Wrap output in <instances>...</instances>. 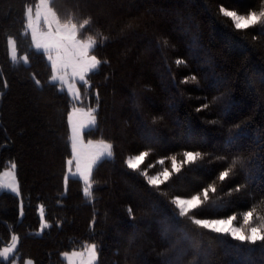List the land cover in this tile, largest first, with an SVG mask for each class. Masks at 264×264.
I'll return each mask as SVG.
<instances>
[{
    "label": "trees",
    "instance_id": "16d2710c",
    "mask_svg": "<svg viewBox=\"0 0 264 264\" xmlns=\"http://www.w3.org/2000/svg\"><path fill=\"white\" fill-rule=\"evenodd\" d=\"M50 2L61 20L92 18L81 37L107 38L92 51L107 63L89 74L91 88L81 86L83 100L87 92L99 100L97 125L83 135L110 141L113 157L95 167L91 197L76 176L64 184L74 101L50 83V63L25 27L24 9L36 0H0V172L15 163L21 192L0 190V248L17 235L21 263L64 264L63 252L96 243L98 264H264L261 244L210 234L188 217L177 219L170 203L215 182L221 190L209 194L198 218L235 213L242 221L247 210L264 216V26L236 32L219 13L220 6L260 11L264 0ZM203 105L209 107L197 111ZM185 150L204 159L164 185H147L145 172L171 171L170 157L182 160ZM141 151L149 155L129 170L125 160ZM234 160V178L220 185L218 171ZM237 185L243 190L228 196ZM40 208L51 227L37 235Z\"/></svg>",
    "mask_w": 264,
    "mask_h": 264
},
{
    "label": "snow or ice",
    "instance_id": "6c2138e0",
    "mask_svg": "<svg viewBox=\"0 0 264 264\" xmlns=\"http://www.w3.org/2000/svg\"><path fill=\"white\" fill-rule=\"evenodd\" d=\"M219 13L222 17L230 21L231 27L236 32L246 31L258 25L264 26V9L260 11L249 10L246 14H241L236 10H229L224 6H220ZM24 19L26 21V29L31 31V41L37 51L42 52L46 56L47 61L51 66V82L59 81L67 85L68 94L73 98L74 102L81 101L83 94L77 89V83L86 88H91L89 74L96 72L102 64L107 61H102L96 55H92V51L107 40L102 37L100 41L93 39L89 36L87 39H80L79 33L81 30L89 27L93 20L91 17L83 19L82 23L76 21L72 16L66 20H61L57 11L53 8L50 0H40L36 6L35 19L33 18V8L26 7L24 9ZM43 22L45 29L38 27V22ZM8 44L11 48V59L17 60L15 41L11 38L8 39ZM27 56L23 58L27 63ZM177 65L183 63L182 60L176 61ZM195 79V77H193ZM182 83H187V78ZM35 85L38 89H42L41 82L35 80ZM6 86V85H5ZM98 94H97V108L89 109V118L87 121H81L78 114L81 112L80 108L74 107L68 113V124L71 129V158L67 159V171L64 173V184L67 185L72 176H77L79 180L83 181V193L85 196L91 197L93 184L91 182L92 174L97 164L104 158L113 157V145L100 142L95 151H88L91 148L92 141L84 144L82 133L90 126L97 125V116L95 113L98 111ZM209 106L203 105L197 111L205 110ZM149 155L148 152L141 151L139 155L129 156L125 160V164L129 170L138 171L142 162ZM204 159V155L200 151L183 152V159L177 160L175 155L170 157L171 171L164 168L163 171L157 172L155 175H144L147 177L146 183L151 187H159L164 185L170 180L172 175L179 174L185 167L195 166ZM217 162L226 164V157H219ZM160 165L166 163L164 159L158 161ZM237 161H233L230 166L224 167L219 170L216 180L220 185L225 184L234 178V170ZM73 166L75 171L72 170ZM16 164L12 165V171L8 173L12 179L3 183L0 182V188L9 189L11 193L17 197L21 196L19 184L16 176ZM221 189L215 182L209 183L207 187L202 189V195H191L190 198H182L176 195L170 201L175 210H178L177 219L188 217L191 223L200 229L206 230L210 234H217L218 236L231 237L234 241L241 242L242 245L254 246L261 244L264 246V216H256L254 210L244 211L242 214L243 226L236 227L235 222L240 218L237 214L227 215L226 218H198L196 213L203 205L209 201L210 193H217ZM243 190L242 186L237 185L233 189H229L227 195L231 196L233 193H239ZM20 215H23V206L21 203L19 209ZM130 217L133 216V209L127 208ZM90 226H93L95 221ZM51 225L46 223L43 216V209H41V233L44 229L50 228ZM40 233H37L39 235ZM18 236H11V243L3 248H0V260L8 261L11 255L17 248ZM100 249L96 243L86 244L82 251H72L71 253L65 252L62 255L67 258L68 264H76L73 258H79V264H98V253ZM12 264H16L12 261ZM27 264H32L28 261Z\"/></svg>",
    "mask_w": 264,
    "mask_h": 264
},
{
    "label": "rangeland",
    "instance_id": "374dc122",
    "mask_svg": "<svg viewBox=\"0 0 264 264\" xmlns=\"http://www.w3.org/2000/svg\"><path fill=\"white\" fill-rule=\"evenodd\" d=\"M50 1H51V0H50ZM39 2H40V0H36V4H35L34 6H31V7L33 8V18H34V19H35V10H36V6L39 4ZM229 10H231V9H229ZM38 27H40L41 29L46 30V29H45V26L43 25L42 19H41V21L38 22ZM27 30H28V29H27ZM28 32H29V34H30V36H31V31L28 30ZM79 38H80V39H87L88 37H81V36L79 35ZM92 38H93V37H92ZM11 39H13V38H11ZM93 39H95V38H93ZM13 40H14V39H13ZM32 45H33V44H32ZM33 47H34V46H33ZM16 54H17V53H16ZM91 54L94 55L93 53H91ZM10 55H11V48H10ZM23 58H24V57H23ZM97 58H98V57H97ZM46 59H47V58H46ZM98 59H99V58H98ZM49 63H50V62H49ZM51 75H52V73H51ZM50 79H51V77H50ZM55 83L58 84V86H59L60 89H62V90H66V91L68 92V90H67V85H66V84H62V83L59 82V81H55ZM90 84H91V83H90ZM76 87H77V89H79V91L81 92V84H80V83H77ZM81 93H82V92H81ZM70 97H71V96H70ZM71 98H72V97H71ZM72 100H73V98H72ZM74 107H76V108H80V109H81V112L78 114V118H79L81 121H85V122H86L87 119L89 118V109L96 108V107H97V104H96L95 102L93 103V102L91 101L90 93L87 92V93H86V99H85V100L82 99L81 101L74 102V105L72 106L71 110H72ZM71 110H70V111H71ZM69 127H70V126H69ZM91 127H94V126H90V127L86 128V129H89V128H91ZM86 129H85V130H86ZM82 135H83V133H82ZM83 140H84V144H85V145L88 144V141H92V146H91V148L86 149V150H88V151H95L96 148L99 146V144H100L101 141H102L103 143L112 144V143H111L110 141H108V140L85 138L84 135H83ZM70 143H71V129H70ZM130 156H133V155H130ZM128 157H129V156H128ZM104 158H108V157H104ZM104 158H103V159H104ZM13 164H14V163H13L12 161H8V165L5 166V167L2 169V171L0 172V182L7 183V182H9V181L12 179V177L9 176L8 173L12 171V165H13ZM72 170L75 171V167H74V166H73ZM163 170H164V169H163ZM163 170H160V171H157V172H161V171H163ZM157 172L150 173V174H148V175H149V176H151V175H155ZM14 175L16 176V170H15ZM76 177H77V176H76ZM16 178H17V177H16ZM82 182H83V181H82ZM2 189H5V188H2ZM5 190L10 191L9 189H5ZM10 192H11V191H10ZM182 198H190V197H182ZM21 203L23 204L22 200L20 199V206H21ZM39 213H40V217H41V208H40ZM20 217H21V215H20ZM234 226H236V227H244V226H243V220H242V221H236ZM40 232H41V228H40V231H38V233H40ZM10 243H11V242H10ZM10 243L3 245L1 248H3V247H5V246L9 245ZM17 246H18V244H17ZM16 250H17V248L14 250V253L11 255V259H9L8 261H6L7 264H12V261H15L16 264H27V262H28L29 260L32 261V264H34V262H33V260H32L31 258H26V259L24 260V262L21 263L20 260H19V255H18V253H17ZM72 251H82V249H74V250H72ZM72 251H66V252L71 253ZM63 253H65V252H63ZM62 258H63L64 261H65L64 264H68L67 258H65L63 255H62ZM73 259L76 261V264H79V258H73Z\"/></svg>",
    "mask_w": 264,
    "mask_h": 264
},
{
    "label": "water",
    "instance_id": "95a60500",
    "mask_svg": "<svg viewBox=\"0 0 264 264\" xmlns=\"http://www.w3.org/2000/svg\"><path fill=\"white\" fill-rule=\"evenodd\" d=\"M0 190H2V188H0Z\"/></svg>",
    "mask_w": 264,
    "mask_h": 264
}]
</instances>
